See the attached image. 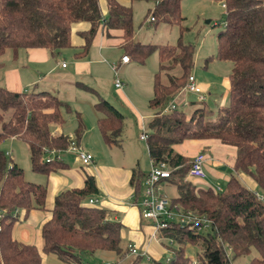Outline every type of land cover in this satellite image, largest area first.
<instances>
[{
    "label": "trees",
    "instance_id": "1",
    "mask_svg": "<svg viewBox=\"0 0 264 264\" xmlns=\"http://www.w3.org/2000/svg\"><path fill=\"white\" fill-rule=\"evenodd\" d=\"M105 1L103 17L98 0H0V56L7 50L30 48L59 53L71 46V26L80 21L90 27L82 34L84 45L77 57L87 53L100 24L107 35L110 30L121 32L123 56L144 63L156 53L158 70L148 101L155 114L147 124L145 139L148 156L170 168L162 182L176 189L171 202L205 216L209 223L189 229L171 221L161 231L166 240H172L165 244V260L129 254L128 246H122V224L111 219L107 209L86 202L98 191L88 175L82 188L67 189L54 197L51 216L41 226L42 252L68 264H82L84 256L96 251L114 252L117 264H191L193 258L198 264H231L255 251L248 264H264V0H217L225 5V15L216 36V58L229 61L231 71L228 103L218 109L216 120L210 119L212 111L204 104L190 113L178 107L164 111L192 74L194 45L182 41L181 35L175 44L135 41L132 7ZM135 1L152 5L145 18L155 26L163 23L184 29L182 0H131ZM64 107L69 110L67 103L49 92H17L0 85V144L7 139L24 142L34 173L47 175L64 168L59 156L69 144L68 136L52 133L53 125L63 123ZM94 107L102 114L97 127L104 142L120 144L124 116L103 98ZM81 130L78 124L77 143ZM185 140H217L235 149L234 174L220 190L198 188L187 179L196 153L186 158L173 148ZM11 155L0 149V264H41L38 249L14 239L12 228L19 210L27 215L32 209L44 208L46 186L27 180ZM239 173L255 182L262 199L242 183ZM145 175L133 170L130 183L137 198ZM188 246L196 249L192 257L187 254Z\"/></svg>",
    "mask_w": 264,
    "mask_h": 264
},
{
    "label": "crops",
    "instance_id": "2",
    "mask_svg": "<svg viewBox=\"0 0 264 264\" xmlns=\"http://www.w3.org/2000/svg\"><path fill=\"white\" fill-rule=\"evenodd\" d=\"M117 1L121 5L132 7L133 9L134 2H131V0ZM98 2L102 16L105 17L107 14L106 1L98 0ZM151 6L150 4L147 10ZM145 19L147 20V18ZM89 27L90 24L84 21L73 23L71 26V46L62 49L56 54H52L46 48H30L20 49V52L19 50L16 52L12 51L10 56H6L7 50L1 55L5 58H2L1 61L3 63L1 64L2 66L0 65V68H2L0 69V85L17 92H49L67 103L73 113H65L61 109L62 117L63 115L65 117L64 123L53 125L52 133L55 135L74 136L78 124L81 125L82 130L78 144L93 156L92 163L84 166L77 157H75V160L69 158V161L62 158V155L66 153L63 152L60 155V159L66 164L64 168L52 171L47 175L39 173H36L35 176H32L33 174L29 175L31 179L27 180L46 186L44 208L32 209L27 215L24 214L23 210H19L18 219L12 228V237L19 242L34 245L41 255V264H68L59 260L54 254H44L42 252L41 226L51 216L54 197L61 191L67 189L82 188L85 177L89 175L94 178L98 190L96 194L91 195L89 198L96 199V204L94 205L107 209L110 213V218L122 224L121 237L127 241V246L129 244L135 245L139 251L145 252L147 257L155 261L165 260L168 256L165 246L167 240L161 233L156 231L151 221L142 219L141 217L140 202L142 200L143 182H141L142 190L138 198L135 195L134 186L130 183L133 170H137V174H147L150 168L145 172L139 166L138 168L131 167L126 170L118 169L109 165L105 154L104 147H122V133L124 128H127L125 123L126 116L118 108L117 104L116 106L110 101L124 116V120L120 132V144L107 145L97 127V120L102 114L94 107V104L100 98L105 99L99 95L101 92L100 83L102 84L108 81L111 84L112 77L114 76V88L129 109L131 118L135 119L134 125L140 123L143 128L142 132H144V126L148 124L149 120L155 114L154 110L149 107L148 101L153 96V76L158 70V56L154 53L156 54L154 64L157 66V70L149 65L150 76L149 74L147 76V72L142 69L146 67L148 59L153 54L144 63H138L131 59L127 63L121 62V57L124 55L120 48L121 32L118 30H110L108 32L109 35H107L100 24L92 38L87 53L81 57H77L76 53L84 45L82 34ZM141 33V29L139 28L134 33V40L144 43L137 39L138 34L141 35ZM19 53L20 70L7 67V65L3 67L7 63L8 58L16 60ZM62 63H65V66H62ZM116 78H119L121 81V86L119 87L115 86ZM147 79L149 83H147ZM198 85L206 101L210 93L204 90V84L199 82ZM83 86L87 88H83ZM79 87L94 94L95 97L87 96L83 98V94L79 93ZM188 95L195 96L197 100L195 94L185 92L183 89L173 100L178 108H182L187 113H190L194 108L202 106V104H197L199 102L192 100ZM118 102L121 106L122 103L120 101ZM133 128L135 130L134 126L128 127L129 135L133 132ZM140 140L142 141L141 138ZM173 148L178 154L186 158H190L195 153L203 151L206 158V169L217 178H221L222 171L227 168L230 170L233 169L235 149L231 146L223 145L217 140H185L180 144H175ZM238 177L248 189L258 191L255 182L250 177L243 173H239ZM206 178L207 175L204 179ZM228 178H226V181ZM187 179L198 188H207L208 186L221 188L223 186V184L214 185L208 182V178L205 186L197 182L198 178L187 177ZM168 185L170 186V184L163 183V192ZM88 200L86 201L87 203ZM97 254L100 255L102 260H110L112 263L115 261L113 257L116 255L112 251H96L93 255L89 256ZM235 261L236 259L231 264H239ZM248 262L244 261L243 264H248Z\"/></svg>",
    "mask_w": 264,
    "mask_h": 264
},
{
    "label": "rangeland",
    "instance_id": "3",
    "mask_svg": "<svg viewBox=\"0 0 264 264\" xmlns=\"http://www.w3.org/2000/svg\"><path fill=\"white\" fill-rule=\"evenodd\" d=\"M149 5V3L143 1L134 2V6L132 9L134 29L136 32L140 28L142 32L141 35L138 34L137 39L143 41L144 43L175 44L179 36L181 35L182 41L194 45L196 53L192 74H194L197 83L200 82L204 84V90L210 93V96L208 95L204 103L199 102L197 104H204L209 110L212 111L210 119L216 120L218 117V109L228 103L229 74L231 71V63L229 61H223L216 58V36L218 31L221 30L223 27V17L225 15V10L221 7L220 2L217 0H182L181 13L184 17V20L182 21V26L184 27V29L180 31L178 25H171L169 27V25L167 24L164 25L163 23H159L157 26H155L154 23H151L146 20L145 15L147 7ZM11 53L12 50H8L6 52V56H10ZM2 58L4 59L5 57H0V65L3 63V61H1ZM155 58L156 54H153L152 57L148 59L146 67L142 69L147 72V76L148 74L150 76V70L148 69L149 65L154 69L157 68V66H155L154 64ZM7 60V63L4 64L3 67L7 65V67L16 68L20 70V53L18 54L16 60H11L10 58H8ZM147 83H149L148 79ZM113 84L114 76L112 77L111 84H109L108 81L102 84L100 83L101 92L99 95L104 97L109 102L111 101L115 105H118V108L122 110V113L126 116L125 123L127 128H124L122 133V147H104L108 163L113 167L123 170L129 169L131 167L138 168L139 166V168L145 172L148 168H150L151 161L146 151L145 140H140V135L142 133L143 128L140 123L134 125L135 119L131 118L129 109L123 103L121 96L118 94ZM79 90V93L83 94V98L87 96L95 97L94 94L88 92L87 90H83L82 88H80ZM188 97L192 100H196L195 96L188 95ZM118 101H120L123 106H120ZM63 111L65 113H73L70 106L69 110L64 107ZM65 116H67V114H65ZM63 119H65L64 115ZM130 126H134L135 130L133 128L134 134L130 130L132 133H130L129 135L128 127ZM144 130L145 132H148L147 125L144 126ZM134 135L136 138L135 140ZM0 149L4 152L11 151V157L13 158V161H16V163H18V165L22 167L26 179H31L29 175L33 174L32 176H35L36 173L31 170L29 152L27 149V145L24 142L20 140L13 141L7 139L0 144ZM75 157L76 156L74 154L67 152L62 155V158L68 161L69 158L75 160ZM204 170L209 180H207V178L197 180V182H200V184L204 186L206 185V180L214 185H224L226 178L229 177L231 173L234 174L232 170L227 168L226 170L222 171V177L217 178L211 172H209V170H207L205 166ZM164 194L168 198H172L176 195L175 187L173 185H168L164 190ZM122 246H127V241L125 239H123L122 241ZM195 252V247H187L188 256H194ZM254 255L255 251H252L250 255L246 257H240L236 259L235 262L243 264L244 261L248 262L249 259ZM113 259H115L114 262L117 264V257L114 256ZM102 263L113 264L110 260H102L99 254L94 256H84L82 264Z\"/></svg>",
    "mask_w": 264,
    "mask_h": 264
},
{
    "label": "built area",
    "instance_id": "4",
    "mask_svg": "<svg viewBox=\"0 0 264 264\" xmlns=\"http://www.w3.org/2000/svg\"><path fill=\"white\" fill-rule=\"evenodd\" d=\"M225 7L224 4H222ZM149 20H153L151 17ZM129 61L128 56H122L121 62L127 63ZM65 66V63H62ZM114 67V66H113ZM115 86H121V81L116 78ZM183 90L185 92L193 93L197 96V101L202 102L205 100V96L196 82V78L193 74L188 76L187 82L184 85ZM177 108L174 100L170 102L164 111H169ZM140 138L145 140L147 133L144 131L141 133ZM69 144L64 152L74 154L81 164L87 166L92 163L93 156L86 152L75 140L73 135L68 136ZM51 155L55 154V151L49 152ZM59 156V155H57ZM60 157V156H59ZM206 158L203 152H197L191 160V165L187 172V177L204 179L206 173L204 166ZM171 173L170 168L165 163H155L151 161L150 169L143 179V192L142 200L140 202L141 217L142 219L152 222L154 228L158 233H161L163 229H167L170 226L171 221L178 223L180 226H187L189 229L203 228L208 225V219L203 215H198L192 211H184L178 204L172 203L163 192V180L169 177ZM220 190V187H216ZM258 199H262L263 196L257 191H253ZM88 203L90 205L96 204V199L89 198ZM169 243L171 239H167ZM129 254L141 255L147 257L145 252L139 251L135 245L129 244ZM191 264H198L195 258L192 259Z\"/></svg>",
    "mask_w": 264,
    "mask_h": 264
}]
</instances>
